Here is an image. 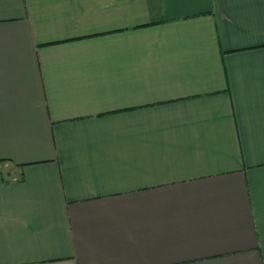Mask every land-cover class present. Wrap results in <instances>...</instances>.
<instances>
[{
    "label": "crops",
    "instance_id": "crops-1",
    "mask_svg": "<svg viewBox=\"0 0 264 264\" xmlns=\"http://www.w3.org/2000/svg\"><path fill=\"white\" fill-rule=\"evenodd\" d=\"M0 264H264V0H0Z\"/></svg>",
    "mask_w": 264,
    "mask_h": 264
}]
</instances>
